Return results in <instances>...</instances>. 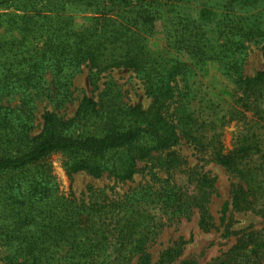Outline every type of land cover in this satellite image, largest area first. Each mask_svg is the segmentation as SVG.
Returning <instances> with one entry per match:
<instances>
[{
    "label": "trees",
    "instance_id": "obj_1",
    "mask_svg": "<svg viewBox=\"0 0 264 264\" xmlns=\"http://www.w3.org/2000/svg\"><path fill=\"white\" fill-rule=\"evenodd\" d=\"M182 3L0 0V264H150L146 246L177 219L196 211L198 228L207 231L214 180L175 154L182 143L233 175L231 209L264 207L259 135L247 131L229 151L218 140V130L232 121L262 120L264 71L250 77L243 67L250 46L264 55V0L201 4L194 19L179 16L174 37L173 47L188 61L151 54L148 40L161 8ZM75 10L88 15L87 23L75 25ZM197 22L194 29L188 24ZM208 63L235 88L236 101L224 102L221 116L212 100L197 102L195 68ZM82 69L93 88L107 72H134L150 105H130L107 88L83 96L66 117ZM52 154L62 156L68 177L118 182L132 181L137 164L151 161L150 180L112 196L67 198L47 161ZM234 236V245L209 264H264V229L226 226L221 233ZM179 247L167 249L162 262L174 261Z\"/></svg>",
    "mask_w": 264,
    "mask_h": 264
},
{
    "label": "rangeland",
    "instance_id": "obj_2",
    "mask_svg": "<svg viewBox=\"0 0 264 264\" xmlns=\"http://www.w3.org/2000/svg\"><path fill=\"white\" fill-rule=\"evenodd\" d=\"M225 1L183 0V3L179 6L180 9H176L178 7L174 6L171 8H161L160 15L157 17L158 19L155 23L154 34L148 40V51L153 55L163 52L166 53L168 59L187 62V57L183 56L181 51H177L173 47L176 30L180 25L179 18L181 16H189L190 19H194L195 13H197L196 7L201 4L209 6L222 5ZM258 6L255 5V7ZM73 15L77 27L87 23L86 16L88 15L85 12L75 10L73 11ZM188 24L194 29L197 25H200V22ZM249 48L250 51L247 54L243 71L245 75L251 77L257 72L264 71V55L253 46ZM194 73L196 76L193 80L195 81V86L199 89L197 102L199 101L204 106L207 100H212L215 105H218L219 108L217 110L222 111L219 113V116H221L227 110L224 102L229 106L236 101L232 97V94L234 95L235 93V88L221 75L215 63H208L204 67L196 66ZM88 76V70L82 69L74 77L72 89L74 91L73 97L75 98V103L67 108L66 117L72 116L75 111L76 101H79L83 96L95 98L97 94L107 88L112 92H119L122 101L130 105H140L142 108H147L150 105V98L146 96L139 77L132 71L115 70L107 72L101 75L97 88H93L90 85ZM42 110L43 105L38 110V118ZM257 112H260L258 117L262 118L257 124H254L256 122L255 118L252 121L250 120L248 125L232 121L218 130V140L226 151L235 148L238 140L247 131H254L260 137L261 155H264V99L258 102ZM204 114L208 115L209 112H205ZM247 117L251 119L253 116L247 114ZM175 154L184 157L188 167L198 166L202 172L208 173V177L214 180L213 193L208 204V212L213 226L207 231L199 229L196 211H193L188 219H177L179 220L178 222L161 229L146 246L145 253L149 256L150 264H180L183 261L193 264H209L212 260L219 257L222 252L233 246L236 241V236L221 237V233L226 226H229L231 232L264 229V207H256L254 211H235L231 209L230 190L236 181L229 171L211 162L209 157L201 160L202 157L195 154L185 143L175 148ZM47 161L50 164L52 175L56 178L59 185V192L67 198L74 197L78 199L81 197L87 199L92 194L99 198L104 197L105 194H111L112 196L115 193L121 194L128 189L142 186L150 180L149 166L151 165V161L138 163L137 173L130 182H118L106 175L100 178H93L84 173H76L68 177L62 168V156L52 154L47 158ZM174 247H179V256L174 261L167 262L164 259L162 262L164 258L162 257L163 253L167 249ZM111 252L112 250L108 249L105 254L109 255ZM135 263L136 259L131 264Z\"/></svg>",
    "mask_w": 264,
    "mask_h": 264
}]
</instances>
